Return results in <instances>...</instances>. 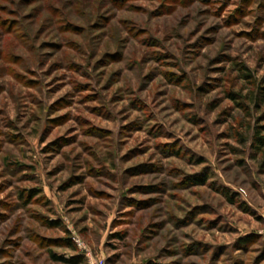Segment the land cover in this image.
Here are the masks:
<instances>
[{
  "label": "rangeland",
  "instance_id": "1",
  "mask_svg": "<svg viewBox=\"0 0 264 264\" xmlns=\"http://www.w3.org/2000/svg\"><path fill=\"white\" fill-rule=\"evenodd\" d=\"M257 130L264 0H0V264H264Z\"/></svg>",
  "mask_w": 264,
  "mask_h": 264
},
{
  "label": "trees",
  "instance_id": "2",
  "mask_svg": "<svg viewBox=\"0 0 264 264\" xmlns=\"http://www.w3.org/2000/svg\"><path fill=\"white\" fill-rule=\"evenodd\" d=\"M244 76L251 78V75H249L248 73H244ZM257 132L254 133V139H255V144H257V146L260 147L264 145V136L260 135L258 130ZM260 166L264 168V157L260 161ZM51 256L53 260H56V261H62L68 264H80V259L82 255H75L68 259L61 257V256H55L54 254H51Z\"/></svg>",
  "mask_w": 264,
  "mask_h": 264
},
{
  "label": "built area",
  "instance_id": "3",
  "mask_svg": "<svg viewBox=\"0 0 264 264\" xmlns=\"http://www.w3.org/2000/svg\"><path fill=\"white\" fill-rule=\"evenodd\" d=\"M73 241L75 242V244L77 245V247H79V249L81 251L86 250L85 246L82 243H80L79 240L74 238ZM86 256H87V259H88V263L87 264H103V261L96 260V259H93L92 257H90L89 254H87V251H86Z\"/></svg>",
  "mask_w": 264,
  "mask_h": 264
}]
</instances>
